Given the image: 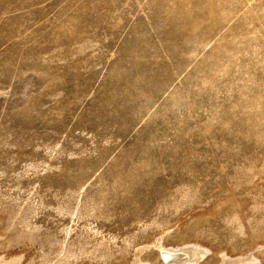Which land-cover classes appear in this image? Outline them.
Listing matches in <instances>:
<instances>
[{"label":"rangeland","instance_id":"374dc122","mask_svg":"<svg viewBox=\"0 0 264 264\" xmlns=\"http://www.w3.org/2000/svg\"><path fill=\"white\" fill-rule=\"evenodd\" d=\"M238 263L264 264V0H0V264Z\"/></svg>","mask_w":264,"mask_h":264},{"label":"bare ground","instance_id":"6f19581e","mask_svg":"<svg viewBox=\"0 0 264 264\" xmlns=\"http://www.w3.org/2000/svg\"><path fill=\"white\" fill-rule=\"evenodd\" d=\"M158 247H160V250L163 254V257L166 258L167 260L169 259H172V258H175V257H180L181 255H185L184 253H180V252H177V250H174V249H166V248H161V246L157 245ZM140 249V248H139ZM196 252V251H195ZM194 254V253H193ZM197 254V253H196ZM196 254H194L196 256ZM187 255V254H186ZM193 255V256H194ZM138 256V255H137ZM198 256V255H197ZM138 261V260H137ZM240 263V262H239ZM238 263V264H239Z\"/></svg>","mask_w":264,"mask_h":264}]
</instances>
